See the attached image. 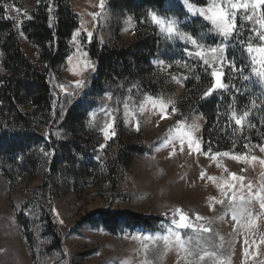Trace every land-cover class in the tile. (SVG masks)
Segmentation results:
<instances>
[{
	"label": "rangeland",
	"instance_id": "rangeland-1",
	"mask_svg": "<svg viewBox=\"0 0 264 264\" xmlns=\"http://www.w3.org/2000/svg\"><path fill=\"white\" fill-rule=\"evenodd\" d=\"M108 2L103 0L101 7V0H62L77 28L64 64L47 74L49 108L30 116V110L20 107L22 120L0 111V264H264V210L256 200L247 205L256 221L248 228L246 214L240 224L233 220L230 199L234 191L247 199L249 183L253 193L264 185V81L255 74L264 68L253 64L258 54L247 51L249 45L264 47L259 38L264 29L257 22L264 8L232 10L224 0H216L228 8L234 25L227 38L206 18L213 0H170L158 8L140 9V22L154 28L158 42L145 71L154 85L148 83L151 93L133 81L86 94L84 80L95 70L87 47L93 42L128 46L136 32L133 16L111 10ZM150 10L177 21L179 31L196 43L178 36L169 39L148 16ZM36 17L52 23L50 0H0V45L11 30L23 54L45 73L38 50L24 33ZM242 31L247 39L241 38ZM213 47L223 51H217L209 67L204 59L211 61ZM201 51L203 59L196 54ZM213 70L224 72L225 87L205 96L214 83ZM4 77L0 48V83ZM210 100L215 103L208 109L213 120L208 129L197 106ZM71 111L76 119L70 118ZM241 117L237 125L235 119ZM108 124L112 128L105 139ZM206 130L212 136L207 149ZM186 133L200 151L189 149ZM225 152L229 156L212 158ZM233 173L244 180H233ZM176 209L193 228L175 227ZM115 212L161 221L150 228L119 221L105 229L101 219ZM176 232L184 247L176 243ZM145 235H167L169 244L145 240Z\"/></svg>",
	"mask_w": 264,
	"mask_h": 264
},
{
	"label": "trees",
	"instance_id": "trees-1",
	"mask_svg": "<svg viewBox=\"0 0 264 264\" xmlns=\"http://www.w3.org/2000/svg\"><path fill=\"white\" fill-rule=\"evenodd\" d=\"M168 1L170 0H109L108 5L111 10L127 11L133 16L136 22V32L134 40L128 46H99L93 42L87 47L88 56L94 63L95 70L93 75L87 76L84 80L83 91L86 94L103 93L118 82L131 83L133 81H140L142 86L149 89L150 91H147L151 93V88L148 87V83L152 85L151 80L148 82L145 71L149 59L158 51V42L155 41L157 35L154 28L140 22L138 12L143 8H158ZM50 2L54 14L52 23L49 24L45 18L36 17L24 28L28 40L38 50L39 60L44 65L45 73L41 72L23 54L14 32L9 30L3 38L0 48L5 77L0 83L1 115L5 111L16 119L22 120L20 107L30 110L29 115L31 116L50 106L51 90L47 82V74L64 64L70 51L68 42L72 32L77 28L74 15L62 3V0H50ZM184 16L183 13L178 18L182 19ZM186 31L192 33L189 28H186ZM247 36L244 31L241 32L242 39L243 37L247 39ZM237 52L244 59L242 48ZM214 103L210 100L197 106L208 120V129L211 128V121H213L208 115V109L214 107ZM70 113H72V117H70L71 114L69 115L70 118H77L76 112L71 111ZM262 124L260 132L264 137V120ZM231 125L228 124L225 128L228 129ZM207 130L203 135L206 149L212 137ZM106 215L107 217L101 219V223L107 230H111L112 226L119 221H123L128 226L141 228H150L161 221L156 217L127 212L106 213Z\"/></svg>",
	"mask_w": 264,
	"mask_h": 264
},
{
	"label": "snow or ice",
	"instance_id": "snow-or-ice-1",
	"mask_svg": "<svg viewBox=\"0 0 264 264\" xmlns=\"http://www.w3.org/2000/svg\"><path fill=\"white\" fill-rule=\"evenodd\" d=\"M183 2L185 4L188 3V0H183ZM225 4L230 6V8L232 10H237V9H247L249 7H251L254 10H258V9H262L264 8V0H224ZM100 6L103 7V0H101ZM189 7H191V5H189ZM17 11H19V9H16ZM208 11L211 13L210 16H207V19H210L212 21V23L219 29L220 34L227 38L233 31L234 25L232 23L229 22V11L228 8L221 6L220 4L216 3V0H213V4L212 7H210L208 9ZM201 13L203 14V10H201ZM95 15V14H94ZM148 16L151 18L152 22L154 24L159 25L161 32H166L168 35V38L171 39L173 36H178L180 37V39H187V40H191V42L193 44L196 43V40H194L191 35H187V34H182L179 31L178 28V22L175 20H165L164 18L158 16L154 11H149L148 12ZM249 19H251V17H249ZM260 24V27L262 29H264V15L261 16V18L257 21ZM89 36H91L92 34L89 33ZM259 38L261 41H264V33H261L259 35ZM222 52L223 49H217L215 47L210 49V52L213 54L211 61L209 59H204V63L206 65H208L209 67L213 66V63L215 62L216 56L215 54L217 53V51ZM247 51L249 53H257L259 59H257L256 57H253V64L259 63L262 68H264V47H257V48H253L251 45L248 46ZM198 56H200L202 59L205 56V53L203 51L196 53ZM231 67L233 68V70L235 71V65H231ZM253 71L255 72V69H253ZM257 76L260 77V79L262 81H264V70H261L259 72L255 73ZM212 77L214 78V83L212 84V87L208 89L207 92L204 93L205 96L210 95L214 90L216 89H220V88H224L225 85L223 83L222 77L224 76V72L220 71V70H213L211 73ZM245 80L249 79V77H244ZM253 106H255V101H253ZM161 109H163L165 107V105L163 103H161L160 105ZM173 111H175L173 109ZM234 118H235V113L233 114ZM248 115L247 112L244 113V116L246 117ZM166 116H161V119H165ZM242 120L243 117L241 118H236L235 119V123L237 125H241L242 124ZM193 128H195L196 126L193 125ZM112 128V124H108L107 127L104 129V135H105V139L109 138V129ZM186 135L188 136V146L190 150H194V151H200V145L199 143H196L191 136V133H186ZM183 143V141H182ZM195 144V148H193V145ZM182 150V149H181ZM261 152H264V147L260 148ZM229 156V153L225 152V153H216L212 158L216 159V157L219 156ZM232 159L235 160H240L241 157L239 156H233ZM244 159H247V157H244ZM253 161L256 160V157H252L251 158ZM260 163L262 165H264V160H260ZM201 176H203V173L201 174ZM232 179L233 180H238V181H243L244 177L241 176H237L236 174H231ZM209 179L214 180L215 178L213 177H209ZM229 188H233L234 186L229 184L228 185ZM241 188H244L245 185L241 184L240 185ZM248 189V193H247V199L245 198L244 195H239L237 196L236 192H233L232 197L230 198L231 201H233V212H232V218L233 220H235L237 222V224L241 223V217H243L245 214L247 215V223L246 227L251 228L255 225V218H253V215L251 213V211L248 209L247 205L251 204L253 200H256L259 203L260 209L264 210V185H261V187L255 192L253 193L252 191V185L249 183L247 186ZM239 200L240 203L236 204L235 201ZM219 203H222L223 201H218ZM175 214H179V219H173L172 223L175 225L176 228L178 229H183V228H193V225L188 223V217L185 216L180 209H176V213ZM174 214V215H175ZM197 219H202V217L197 216ZM201 230L203 232H209L210 229L204 226H200ZM169 232L171 233L172 230L169 229ZM172 235L175 236V241L176 243L180 246V247H184V243L181 240V236L178 232L176 233H172ZM143 239L145 240H153V239H162L164 241V245L165 247L168 246L169 244V236L164 235V236H157V237H153L150 235H145L143 237ZM262 243H264V241H261ZM245 243H247V240L245 241ZM191 254V253H189ZM247 255V253H245ZM208 255H215V253H208L205 252L204 256H208ZM204 256H200V259L203 260Z\"/></svg>",
	"mask_w": 264,
	"mask_h": 264
}]
</instances>
